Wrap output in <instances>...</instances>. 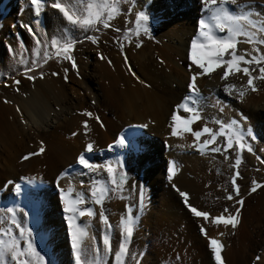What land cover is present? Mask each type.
Wrapping results in <instances>:
<instances>
[{"label":"bare ground","instance_id":"1","mask_svg":"<svg viewBox=\"0 0 264 264\" xmlns=\"http://www.w3.org/2000/svg\"><path fill=\"white\" fill-rule=\"evenodd\" d=\"M147 1L150 9L164 18L171 15L179 16L178 25L172 22L164 23L168 27L166 26V32L163 31V35L160 36L162 41L159 39L161 42H150L153 50L148 49L146 45L137 50V53H143L138 58L140 65L137 70L135 62L130 61L125 50L123 54L121 50L100 54L106 59L97 60L93 71L87 72V75L85 73L83 80L85 91L92 95V100H95L96 104V109L88 112L98 117L99 121L79 113L76 119L72 115V121L66 123L67 126L71 122L74 124L75 127L71 128V132H67L68 129L63 130L62 133L57 130L56 127L60 126V121H64L66 114H70L69 110L72 114L73 110L78 108L77 105L70 106L72 98L67 97L65 84L59 79H49L46 76L37 79L38 85L36 84L18 100L10 95L0 96V143L2 142L0 144V189H3L8 180H12L14 183L22 184L24 192L21 196H17L11 191L13 185H9L7 189L0 191V207L10 206L13 201H19L18 207H23L30 213L29 226L33 222L37 224L43 222L42 238L51 236L47 235V232L50 231V227H54L50 246L58 252L59 259L72 264V261L70 263L67 259V252L71 249L67 248L66 226L61 224L59 219L62 207L59 203L55 178L61 171L68 169L69 165H73L70 176L62 180L60 185L66 187L68 179H71L75 190L85 193L90 187V184H86L90 183L91 179H106V173L103 172L99 177H94L91 173L83 176L77 173L80 166L75 164V160L84 150L86 142L82 122L87 120L89 126L87 140L94 142L98 155L99 152H103L100 151L101 149L105 150L108 148L107 145L111 144L113 145L111 151L115 157L124 152L133 151L140 155L143 163H150V176L142 181L133 180L127 183L124 186V195L118 194L114 197L111 220H108L115 227L111 234L113 246L121 239L118 224L122 214L125 213V205L129 204L130 192L134 190L138 196L134 203V211H136L139 208V186L142 185L145 195L142 211H146L147 203H151L155 208L152 212L147 211L144 218V224L148 226V229L158 225L163 234H171L178 228L186 231L197 229L194 237L201 244L198 254L197 251L194 255L188 254L184 244L180 243L175 249L176 254L170 256L171 264H215L208 248V237L219 239L223 245L224 264H264V190L262 187L255 192H249L250 184L244 188L245 192H249L246 195L239 190L241 196L245 195V199L241 206L238 226L232 229L230 226L205 225L207 237L199 232V225L204 224L203 219L193 217L178 192L172 189V185L175 184L180 191L186 192L190 204L198 210L208 211L211 215L222 212L203 207L196 198L197 193L200 192L195 188L196 177L207 180L209 169L213 167L211 152L206 151L203 155L200 154L194 146L190 147L193 137L189 133H185L183 137H172L168 127L175 105L189 94L187 85L191 72L188 68L187 52L191 39L196 35L202 5L196 7L193 1V9L186 14L181 10L179 15H176L178 11L174 3L177 1ZM52 2L53 0H45V6L37 17L30 7L29 0H0V74L16 75L9 80L10 85L22 78L25 73L22 70L32 64V49L36 46L33 35L23 25H30L43 44L50 41L54 35H59L66 23L56 9L48 6ZM238 2L250 4L255 12L260 13L259 18L264 19V0H238ZM191 18L195 19L194 24L189 22ZM8 23L12 25L11 28ZM69 28H71L70 25ZM71 33L72 31L69 35ZM238 49L242 51L250 49V46L239 43ZM40 53L43 51L41 50ZM125 56L127 64L124 62ZM135 71L138 74H135ZM221 75V70L216 69L207 76L197 77L196 86L203 98L201 116L207 109L213 111L218 118L222 116L224 119L229 117L239 119L243 116L246 119L243 120L242 125L247 127L244 131L251 129L253 135L264 139V81L256 80L257 91H248L243 101H240L236 98V92L231 95L224 92V84H235L239 88L246 82V77L238 73L234 76L230 75L227 80H221ZM254 75H259L258 70L254 72ZM90 79L93 83L88 82ZM100 90L107 99L104 104L98 93ZM54 98L56 114L51 113V100ZM217 101L224 106L223 114L218 111L220 105ZM179 114L185 115L182 112ZM205 123L214 129L215 124L208 123L204 118L195 121L191 127L196 130L203 127ZM139 125H147V127H133ZM52 127L56 130L51 131ZM73 131L77 132L76 136L72 135ZM120 135L129 137L131 143L124 148L114 144V140ZM203 139L204 137H201V140ZM41 143L45 148L43 153L28 160L21 159L28 152L38 151ZM4 156L8 160H4ZM256 157V155L251 157L253 165L261 164ZM98 158H94L92 162L102 163L103 161ZM169 161H174L179 168L171 181L167 178ZM189 171L193 173L191 177L188 176ZM21 177H35V180L32 184H28L26 180H21ZM81 181H83L82 185ZM259 183H261L260 179ZM150 185L153 186L152 191L146 190V186ZM254 194H258L260 198L255 205L251 206L250 199ZM121 195L127 199H120ZM95 211L97 215L90 221L92 227L88 229L89 238L86 243L92 242L91 237L95 236L103 251L101 236L104 226L99 220L100 206H95ZM81 220L87 222L88 218L82 217ZM231 231H234L236 235L234 246L230 245L226 239ZM218 233L223 235L218 236ZM113 249L112 247V251ZM179 254L182 261L177 259ZM139 257L136 256L135 259L142 264V257Z\"/></svg>","mask_w":264,"mask_h":264},{"label":"snow or ice","instance_id":"2","mask_svg":"<svg viewBox=\"0 0 264 264\" xmlns=\"http://www.w3.org/2000/svg\"><path fill=\"white\" fill-rule=\"evenodd\" d=\"M123 2L124 0H53L48 6L56 9L66 22L59 35H54L50 41L42 44L32 27L23 25L33 35L36 45L32 49V64L36 68L42 67L51 58L49 53V49H51L56 57L71 62L72 68L76 69L77 65L71 53L78 41L71 38L69 33L77 28L82 31H99L101 26L103 28H111V21L121 13ZM29 4L33 9L34 15L38 17L45 6V0H29ZM201 5V15L197 21L196 35L191 39L187 52L188 68L191 72L187 85L189 94L185 95L182 101L175 105L168 127L172 137H183L185 133H189L193 137L190 147L194 146L202 155L206 151L221 153L224 159L227 160L228 151L230 149L234 150L235 162L231 167L235 169L241 163V151H252V146L248 143L246 137L255 139V136L252 135L251 129L245 132L241 127L243 120L246 119L243 116H240L239 119L231 117L224 119L222 116L220 118L213 117V123L218 125L217 128L208 127L205 123L203 127L194 130L191 127L194 122L202 120L200 113L203 99L196 86V80L197 77L207 76L216 69H220L222 72L221 80H227L230 75L234 76L238 73L246 77V82L239 88L235 84L225 83L224 92L230 95L236 92V98L243 101L248 91H257L255 81H264V19L259 18L260 13L255 12L250 4L240 3L238 0H201ZM128 11L131 12V8ZM148 21L149 15L145 11H137L134 21L135 28L125 29L124 37L129 38L130 33L137 37L141 32L149 34ZM69 25L71 28H69ZM113 30L120 32L119 28ZM84 38L93 44H96L98 39L92 35H85ZM117 42L119 43V40ZM239 43L249 45L250 49L239 50ZM119 46L123 54V43H119ZM135 46L137 48L141 47V42L137 41ZM41 50L43 51V57L38 61L35 57L39 55ZM100 58L106 59L103 56H100ZM124 62L125 64L128 63L126 56ZM109 63L111 62L109 61ZM257 70L259 75H254ZM64 71L66 79L67 69ZM31 72V68H26L24 74L27 79L34 80L36 77L30 75L29 73ZM52 75H57V73L53 72ZM41 78H43L42 73ZM14 83L18 85L20 81L15 80ZM217 104L220 105L218 108L219 113L223 114L224 106L219 101H217ZM181 112L185 115L179 114ZM82 114L99 121V118L94 117L91 112L84 111ZM82 126L86 142L84 150L75 160V164L80 166L77 169V173L81 176L91 173L94 177H99L101 172H103L106 173V179H91L90 187L86 193L84 191H76L71 179H68L66 187H61L60 182L70 176V170L73 168V165H69L68 169L61 171L56 176V190L66 224L73 264H107L108 257L112 255L111 234L113 226L108 221L103 205L104 201L110 197V194H114L117 191L123 193L128 177L123 171L124 165L119 160H104L102 163L92 162L94 160L93 154L97 149L94 142L87 140L88 121H83ZM101 127H103V124H101ZM133 127H147V125ZM72 135L76 136L77 133L73 132ZM201 137H204V139L201 140ZM218 138L222 142H218ZM130 143L131 140L125 135H120L114 140V144L121 148L126 147ZM112 147L113 145H108L109 150ZM44 151V145L41 143L38 151L28 152L21 159L28 160ZM100 151L103 150L101 149ZM256 159L261 164H264V159L259 156ZM178 171L179 168L175 162L169 161L167 168L168 180L171 181ZM238 175L239 172L236 171L230 177L231 192L225 189L226 195L224 197L228 201H233L237 207H235L234 212H229V209L225 207L218 215H211L208 211L198 210L190 204L186 192L180 191L175 184L172 185L182 198L190 214L195 218L203 219L204 224L199 225L201 235L207 237L205 225H223L235 229L240 223V206L244 203V197L240 195L239 186L236 183ZM20 179L32 184L35 177H21ZM82 184L83 181H81ZM9 185H13L11 191L17 196L24 194L22 184L14 183L12 180H8L0 191L7 189ZM261 187H264V183H259L253 179L248 191L255 192ZM119 198L127 199L123 195ZM144 202L145 195L141 185L139 186V209L134 211V204H126L125 213L122 214L119 221L118 227L121 239L112 257V264H128L129 245L136 230ZM19 203V201H13L10 206L0 207V264H51L50 261H46L47 253H43V249L37 245L33 238L34 229L28 223L30 213L25 211L23 207H18ZM95 206H100L99 220L104 226L101 236L103 251H101L95 236L91 237V245L86 243L89 238L88 229L92 227L90 221L97 215ZM33 207L35 208V205ZM36 216L38 221V210L36 211ZM82 217H87L88 221L81 220ZM217 235H223V233H218ZM207 240L208 248L215 264H224L222 257L223 245L220 240L215 237H208ZM136 256L142 257L143 253L133 254L134 264H139V260L135 259ZM257 259L260 258L257 257Z\"/></svg>","mask_w":264,"mask_h":264},{"label":"rangeland","instance_id":"3","mask_svg":"<svg viewBox=\"0 0 264 264\" xmlns=\"http://www.w3.org/2000/svg\"><path fill=\"white\" fill-rule=\"evenodd\" d=\"M176 1L177 3H174V7H177L176 11H178L176 15H179L178 13L181 10L182 13L184 12L186 14L190 9H193L194 5H197L196 7H199V5H201V0H174V2ZM193 1H194V5H193ZM169 2L170 4H172L171 1ZM121 8H122L121 13L111 21V25H112L111 28H103L101 26L99 31L96 30L82 31L78 28L72 30L70 37L78 41L75 44L74 49L71 53L77 65L76 69L72 68L71 62L56 57L53 51L49 49L51 58L48 59L47 63L43 64L42 67L40 68H36L33 64H30L27 67L32 69V72L29 74L34 75L36 77L34 80L27 79L26 75L24 74L22 78L19 79L20 83L18 85L17 84L10 85L9 80L11 78H15L16 75L0 74V96L10 95L13 96L16 100H18L21 96L26 95L27 94L26 92L33 89L36 84L38 85V82L36 83V80L41 78V73L43 74V76H46L49 79L55 78L62 80V83L65 84L67 97L72 98V102H71L72 104L70 103V106L73 107L77 105L78 108L76 110H73L72 114L71 111L69 110L70 114H66V119H64V121L63 120L60 121L59 123L60 126L59 127L57 126L56 128L61 133L65 129L66 130L68 129L67 132H71L72 130L71 128L75 127L74 124L71 122L70 125L67 126L66 123L69 122L71 119H73L72 115L76 119L77 116L83 113L85 110L93 111L96 109V104L94 102L95 100H92L93 99L92 95H89L88 91L86 92L85 88L83 87L85 85V83H83V80L85 78L84 74L86 73L87 75V72L88 73L92 72L93 67L96 65L97 60H100L98 54L100 55L105 52L108 53L115 50L120 51L121 49L119 43H123V50H125L126 54L129 55L130 61L135 62V67L137 70V67L140 65V61L138 60V58L143 54V53H137V50L145 45L147 46L148 49L150 48L153 50L154 48L150 46V42L152 41L158 42L161 40L160 36L163 35V31L166 32L167 30L166 28L167 25H165L164 23L172 22L173 24L175 23V25H178L177 20L179 16L173 17V15H171L168 18H164L158 12H155L150 9L147 0H124ZM129 8H131V12L128 11ZM140 10L145 11L149 15V21L147 25L149 28V34H145L141 32L140 35L137 37L136 35L130 33L129 38H125L124 37L125 29L135 28V23H134L135 13ZM189 22L194 24L195 19L191 18ZM8 26H10L11 28L12 25L8 23ZM115 28H119L120 32L114 31L113 29ZM85 35L96 36L98 38L97 43L93 44L91 41L85 39L84 38ZM118 40L119 43L117 42ZM137 41L141 42V47L139 48L135 46ZM42 57H43V53H40L36 57V59L39 61L41 60ZM25 69H23L22 72H25ZM65 69H67L66 79L64 74ZM51 72L52 73L55 72L57 73V75H52ZM135 74H138L137 71H135ZM94 81H96V79H94ZM88 82L93 83V80L90 79V81ZM98 93H100L101 98L103 99V104L105 101L107 102V99L105 98L103 91L100 90L98 91ZM97 99H99V97ZM51 102H52L51 113L56 114L55 98L52 99ZM201 117L204 118L208 123H213L212 118L215 117V115L213 111L207 109L202 112ZM38 121L40 122V120ZM217 127L218 125L215 124L214 129ZM241 127L243 128V130L247 128L242 124ZM52 130L55 131L56 129L52 127L51 131ZM69 134L70 133H68V135ZM253 136H255V139H252L251 137H246L248 143L252 146V151L251 152H248L247 150L241 151V163L235 169L231 167V165L234 164L235 162L234 150L230 149L228 151L227 160L224 159V156L221 153L210 154L213 167L209 169L208 179L206 180L203 177H196L197 180L195 183L196 186L195 188L200 190V192L197 193L196 198L199 199V202L203 207H206L211 211H220V210L223 211V209L227 207L229 209V212H234V209L235 207H237V205H235L233 201H228L224 199V197L226 195L225 189H227L228 192H231L230 177L236 171L239 172L236 183L239 186V190L242 191L243 193L245 192L244 188L248 187L253 179H255L257 182H259L260 179L261 183H264V164L253 165V163L251 162L252 155L259 156L261 159H263L264 139H261L257 135H253ZM218 141L222 142L220 138H218ZM107 149L108 148H105L103 152H99V155L97 152L94 153L93 154L94 158L99 157L98 159L102 161L119 160L120 163L124 165L123 171L127 174L128 177L125 185L133 180L142 181L148 176H150L149 175L150 163L148 162L143 163L139 154H136L133 151H128V152H124L123 154L117 155L115 157L113 151H111L112 148L108 151ZM4 160H8V158L4 156ZM151 164L154 165L155 163H151ZM192 175H193L192 171H189L188 176L191 177ZM89 184L90 183H87L86 185ZM262 188L264 190V187ZM152 189H153L152 185L148 187L146 186V190L152 191ZM123 193L117 191L114 194H110V197L104 201L103 207L105 209V214L108 220H111L112 202L114 200V197L118 194H123ZM246 194H249V192H245V195ZM245 195H243V197ZM137 198L138 196L136 195V192L134 190L131 191L128 199V203H129L128 205H133L134 203H136L135 201L137 200ZM259 198L260 197L258 196V194L252 195L250 199L251 200L250 205L251 206L255 205L257 201H259ZM145 209H146L145 212L142 210L140 211L138 224L131 239V243L129 245V255L127 257L128 264H134L130 262L134 261L133 254L136 253H143L142 264L143 262L145 264H171L170 256L176 254L174 253L175 249L177 248V246H179L180 243L184 244V247L186 248L188 254L194 255L196 251L198 254L201 244L194 237L195 233H197V229H194L192 231L190 230L191 233H188L190 232L189 230L186 231L183 230V228L182 229L178 228L171 234H163L158 225L152 228L150 227L148 229L147 228L148 226L144 224V218L147 214V211L152 212L155 210V208H153L151 203H147ZM59 219L61 221V224H64V226H66L62 213L59 216ZM30 227L34 229L33 238L35 242L41 249H43V253H47L46 261H50L51 264H67L66 260L59 259L58 257L59 255L57 254L58 252L52 249V247L50 246L49 242L52 239V233H53L52 231L54 230V227H50V231L47 232V235H51L48 238L41 237L43 222H40L38 224L33 222ZM114 228L115 227L112 228V231H114ZM233 232L234 231H231L230 234L226 236L227 241L232 246H234L236 243V235L235 232L234 233ZM119 243L120 240L117 243H115L114 246L111 244L114 249L112 251V255L108 257L107 264H112V257L114 256V253L118 248ZM91 244L92 242L89 243V245ZM69 247L70 244L68 240L67 248ZM70 253L71 250L67 252V259L70 261V263L72 261L73 264V260L71 259L72 257ZM178 257L177 259H180V261H182L180 254ZM139 258H141V256Z\"/></svg>","mask_w":264,"mask_h":264}]
</instances>
